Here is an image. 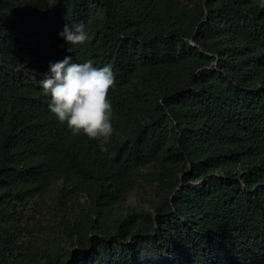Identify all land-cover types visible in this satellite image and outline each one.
Here are the masks:
<instances>
[{
  "label": "trees",
  "instance_id": "trees-1",
  "mask_svg": "<svg viewBox=\"0 0 264 264\" xmlns=\"http://www.w3.org/2000/svg\"><path fill=\"white\" fill-rule=\"evenodd\" d=\"M65 55L112 66L107 151L48 108ZM0 264H264V0H0Z\"/></svg>",
  "mask_w": 264,
  "mask_h": 264
},
{
  "label": "clouds",
  "instance_id": "clouds-1",
  "mask_svg": "<svg viewBox=\"0 0 264 264\" xmlns=\"http://www.w3.org/2000/svg\"><path fill=\"white\" fill-rule=\"evenodd\" d=\"M68 43V52L75 45L91 39L83 22L65 24L58 32ZM39 86L50 97L49 110L56 119L66 124L72 134H86L97 139L102 152L113 133V107L109 89L115 87L112 66H97L91 59L77 61L71 55L49 61V67Z\"/></svg>",
  "mask_w": 264,
  "mask_h": 264
}]
</instances>
